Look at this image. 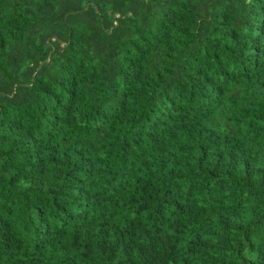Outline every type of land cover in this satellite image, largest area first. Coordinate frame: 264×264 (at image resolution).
<instances>
[{"label":"trees","instance_id":"obj_1","mask_svg":"<svg viewBox=\"0 0 264 264\" xmlns=\"http://www.w3.org/2000/svg\"><path fill=\"white\" fill-rule=\"evenodd\" d=\"M0 264H264V0H0Z\"/></svg>","mask_w":264,"mask_h":264}]
</instances>
